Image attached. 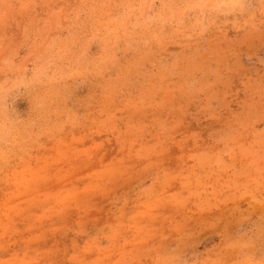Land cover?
Returning a JSON list of instances; mask_svg holds the SVG:
<instances>
[{
	"label": "rangeland",
	"instance_id": "obj_1",
	"mask_svg": "<svg viewBox=\"0 0 264 264\" xmlns=\"http://www.w3.org/2000/svg\"><path fill=\"white\" fill-rule=\"evenodd\" d=\"M0 264H264V0H0Z\"/></svg>",
	"mask_w": 264,
	"mask_h": 264
}]
</instances>
